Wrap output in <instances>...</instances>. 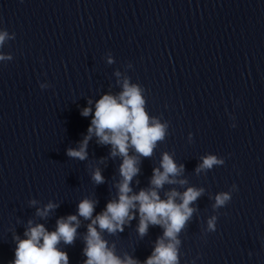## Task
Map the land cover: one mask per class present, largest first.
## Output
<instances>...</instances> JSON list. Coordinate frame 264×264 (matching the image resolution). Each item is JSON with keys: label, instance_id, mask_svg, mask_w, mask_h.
Masks as SVG:
<instances>
[{"label": "clouds", "instance_id": "clouds-1", "mask_svg": "<svg viewBox=\"0 0 264 264\" xmlns=\"http://www.w3.org/2000/svg\"><path fill=\"white\" fill-rule=\"evenodd\" d=\"M14 39L15 33L0 29V49L6 42ZM12 59L11 54L0 52V61L8 62ZM108 63H113L110 55ZM115 75L119 77L121 73L117 71ZM40 87L43 89L48 86ZM143 92L144 89L139 84L130 83L129 78L124 77L122 91L118 95L104 94L95 103L94 113L91 107L82 109V116L92 115L91 124L87 129L88 134L78 148L66 150L68 157L83 161L87 159L88 142L93 135L98 138L99 144L111 145L110 155L112 157L119 155L123 158L119 167L121 180L116 185L118 198L109 201L104 211L97 214L95 218H93V212L96 201L87 198L81 200L77 215L61 217L56 221V230L51 232L46 230L43 224L33 225V222L29 220L24 232L25 238L14 237L16 248L14 259L10 264H69L68 254L60 250L58 245L61 241L64 244H73L77 229L80 227L78 217L91 220L84 237L83 253L87 258L84 264H141L139 260L127 254L121 259L115 254V246L109 247L108 242L101 235L104 231L109 234L123 232L124 225L134 219L136 213L139 214L137 231L141 237L146 235L149 225L160 226L163 229V235L157 238L152 254L143 264H180L181 241L178 236L197 210L190 205L204 194L205 189L188 187L185 191L179 192L173 188L165 193L166 199H161L158 190L165 184L183 186L188 183L186 179H177L182 175L184 165L178 166L172 156L165 152L162 155L160 167L153 169L150 187L133 193L130 184L140 169L137 166V155H129V149H134L140 157H151L157 142L164 140L168 129L167 122L161 123L158 118L148 114ZM88 103L91 105L92 101L89 100ZM191 136L192 134L189 133V138ZM201 161L196 168L197 173H207L214 166H222L225 163L223 158L213 154L201 157ZM92 180L96 184L104 183V177L99 168L93 171ZM214 199L215 203L212 207L219 209L225 207L232 196L230 192H220ZM36 203V200L30 201L31 205ZM56 207V204L49 202L43 209L38 208L36 215L45 218ZM207 225L208 231H216V217L209 218Z\"/></svg>", "mask_w": 264, "mask_h": 264}]
</instances>
